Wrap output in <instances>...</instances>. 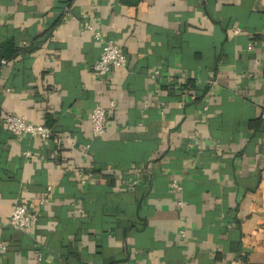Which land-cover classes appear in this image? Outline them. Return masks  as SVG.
I'll list each match as a JSON object with an SVG mask.
<instances>
[{
	"label": "crops",
	"instance_id": "crops-1",
	"mask_svg": "<svg viewBox=\"0 0 264 264\" xmlns=\"http://www.w3.org/2000/svg\"><path fill=\"white\" fill-rule=\"evenodd\" d=\"M108 40L127 66L101 77ZM234 259L264 264V0H0V264Z\"/></svg>",
	"mask_w": 264,
	"mask_h": 264
},
{
	"label": "built area",
	"instance_id": "built-area-1",
	"mask_svg": "<svg viewBox=\"0 0 264 264\" xmlns=\"http://www.w3.org/2000/svg\"><path fill=\"white\" fill-rule=\"evenodd\" d=\"M70 11L71 8L69 6L65 7L64 12L66 14H70ZM85 26L90 30L93 29L88 23H86ZM94 35L96 39L103 40L100 32H95ZM126 66L127 58L123 51L113 40H108L104 42L100 57L94 64L93 69L99 76L108 77L114 68H125ZM160 75V70H155L152 77L158 79ZM116 108L117 102L115 100H111L108 106H105L102 103H97L93 107L90 116L93 138L97 139L105 134L108 118L114 113ZM4 122L8 131L19 139L26 134L49 139L54 134V131L51 128L45 125L35 124L27 120L24 116L12 112L5 115ZM25 155L31 157L33 154L32 152L27 151ZM52 189V186L47 187L44 196L40 198L41 204L45 202ZM182 204V201L178 202L179 206H182ZM38 220L39 215L30 207L28 202L22 200L16 204L8 223L18 230L26 231L31 229ZM1 250L4 253L6 251V246H2ZM230 264H240V262L234 259L231 260Z\"/></svg>",
	"mask_w": 264,
	"mask_h": 264
},
{
	"label": "trees",
	"instance_id": "trees-1",
	"mask_svg": "<svg viewBox=\"0 0 264 264\" xmlns=\"http://www.w3.org/2000/svg\"><path fill=\"white\" fill-rule=\"evenodd\" d=\"M65 7H66V6H65ZM65 7H64V9H65ZM64 9H63V10H64ZM51 129L54 131V129H53L52 127H51Z\"/></svg>",
	"mask_w": 264,
	"mask_h": 264
}]
</instances>
